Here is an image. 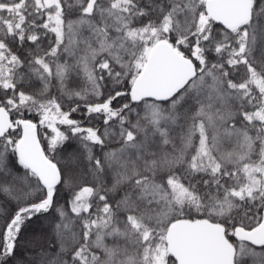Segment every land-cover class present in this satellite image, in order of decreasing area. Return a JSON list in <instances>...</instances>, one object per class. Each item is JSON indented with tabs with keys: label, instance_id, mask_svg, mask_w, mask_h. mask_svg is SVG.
Instances as JSON below:
<instances>
[{
	"label": "snow or ice",
	"instance_id": "6c2138e0",
	"mask_svg": "<svg viewBox=\"0 0 264 264\" xmlns=\"http://www.w3.org/2000/svg\"><path fill=\"white\" fill-rule=\"evenodd\" d=\"M0 264H264V0H0Z\"/></svg>",
	"mask_w": 264,
	"mask_h": 264
}]
</instances>
